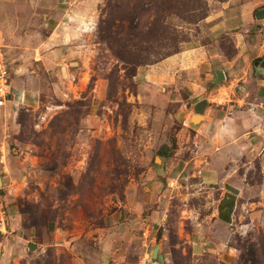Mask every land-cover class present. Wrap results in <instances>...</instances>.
I'll use <instances>...</instances> for the list:
<instances>
[{
	"label": "rangeland",
	"instance_id": "obj_1",
	"mask_svg": "<svg viewBox=\"0 0 264 264\" xmlns=\"http://www.w3.org/2000/svg\"><path fill=\"white\" fill-rule=\"evenodd\" d=\"M85 1L81 30L64 29L71 46L52 56L66 60L48 72L35 66L40 103L0 113L3 264H264V145L233 161L240 187L233 222L221 228L218 186L175 167L174 154L196 151L174 117L188 97L134 75L204 42L217 0ZM53 2L26 1L40 11ZM219 43L231 55V38ZM223 231L220 254H192L193 241L216 244Z\"/></svg>",
	"mask_w": 264,
	"mask_h": 264
},
{
	"label": "crops",
	"instance_id": "obj_2",
	"mask_svg": "<svg viewBox=\"0 0 264 264\" xmlns=\"http://www.w3.org/2000/svg\"><path fill=\"white\" fill-rule=\"evenodd\" d=\"M26 1L0 0V48L3 51H0V59L9 70L8 99L0 107V113L5 115L7 111L13 112L14 107L35 108L40 103L42 88L36 67L48 72L55 62L66 60L65 56L52 59L54 54L59 55V46H71L63 30L72 22L81 30V23H85L78 15L82 10L80 4L85 0H54L41 11L38 2L37 7H30ZM216 2L218 9H213L203 20L207 25L204 42L184 47L142 70L138 68L135 78L142 87L153 83L169 87L175 83L188 97V100H177L182 104L174 117L183 124L178 135L185 137V132L190 131L192 134L183 140L184 143L191 141L196 151L189 155L186 152L181 157L174 154L175 167L180 173L198 174L203 183L218 186L220 195L216 200L214 221L229 230L240 187L239 178L233 177L236 172L233 161L248 148L259 149L264 145V66L254 65L264 57V16L255 17L258 10L264 9V0ZM28 24L31 28L25 27ZM39 29H45L46 35L39 37ZM220 36L231 38V55L219 43ZM217 70L224 76L220 83L215 80ZM201 99L206 100V106L198 123L192 124L193 107ZM187 148L185 144L179 145L180 152ZM2 168L6 170L5 166ZM0 180L2 184L1 175ZM1 206L0 203V264H3L7 257L4 244L9 237V222L6 223ZM222 233L216 244H212L211 239L193 241L192 254L198 257L206 251L220 254L229 237L228 231Z\"/></svg>",
	"mask_w": 264,
	"mask_h": 264
},
{
	"label": "water",
	"instance_id": "obj_3",
	"mask_svg": "<svg viewBox=\"0 0 264 264\" xmlns=\"http://www.w3.org/2000/svg\"><path fill=\"white\" fill-rule=\"evenodd\" d=\"M262 16H264V9H260L255 13V17L256 18H262ZM255 66H264V57L262 58V60L256 61L254 63ZM215 80L216 83H220L224 80V76L221 70H217L215 71ZM206 106V100L205 99H201L200 101H198L194 107V114L192 115L191 118V123L192 124H197L199 119L201 118V113L203 112L204 108ZM34 248V244H30V249L32 250ZM157 249L158 246H156L155 248H153L152 250V257L158 258L159 261H161L162 263H164V256L162 254L157 255Z\"/></svg>",
	"mask_w": 264,
	"mask_h": 264
},
{
	"label": "built area",
	"instance_id": "obj_4",
	"mask_svg": "<svg viewBox=\"0 0 264 264\" xmlns=\"http://www.w3.org/2000/svg\"><path fill=\"white\" fill-rule=\"evenodd\" d=\"M9 92V70L7 65L0 60V105L7 99ZM143 235L146 236L145 233Z\"/></svg>",
	"mask_w": 264,
	"mask_h": 264
},
{
	"label": "trees",
	"instance_id": "obj_5",
	"mask_svg": "<svg viewBox=\"0 0 264 264\" xmlns=\"http://www.w3.org/2000/svg\"><path fill=\"white\" fill-rule=\"evenodd\" d=\"M136 74V71H135V73H134V75Z\"/></svg>",
	"mask_w": 264,
	"mask_h": 264
}]
</instances>
